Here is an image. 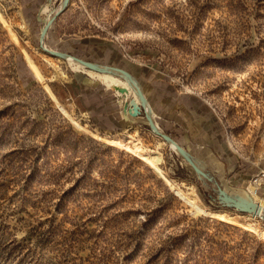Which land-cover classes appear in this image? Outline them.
I'll list each match as a JSON object with an SVG mask.
<instances>
[{
	"label": "rangeland",
	"instance_id": "374dc122",
	"mask_svg": "<svg viewBox=\"0 0 264 264\" xmlns=\"http://www.w3.org/2000/svg\"><path fill=\"white\" fill-rule=\"evenodd\" d=\"M39 8L0 0V264H264L257 232L205 215L108 143L134 136L156 147L159 165L199 205L243 213L208 201L214 187L150 130L141 106L124 115L128 131L109 128L104 112L120 93L38 46ZM44 44L101 56L143 85L156 79V95L171 101L162 109L148 102L159 128L204 158L208 172L246 189L264 150V0H69ZM26 57L82 126L55 105ZM208 114L206 146L194 123Z\"/></svg>",
	"mask_w": 264,
	"mask_h": 264
},
{
	"label": "water",
	"instance_id": "95a60500",
	"mask_svg": "<svg viewBox=\"0 0 264 264\" xmlns=\"http://www.w3.org/2000/svg\"><path fill=\"white\" fill-rule=\"evenodd\" d=\"M68 2L69 0H64L63 4L55 11L50 13V15L43 21L38 33V39H37L38 46L43 51L47 52L50 55L57 56L63 59L73 58L74 60L78 61L85 67L96 70L98 72H110L126 81L129 78L132 79L133 86L131 84L129 85L134 88V94L136 95L138 101L140 102L141 109L138 108L136 103L129 105L126 99V94L130 92L128 86L118 85V84L113 85V87L120 93V96L125 99L122 106L123 114L125 115L132 113L135 114L137 113L138 109L142 111L144 119L146 123L149 125L150 130L154 134L160 136L163 139V141L166 142L167 144H173L176 148H178L179 155L181 156V158L188 161L189 164L192 166L194 172L197 175L201 176L203 180L210 182L211 185L214 187L213 188L214 193L213 194L209 193L208 195H206L210 203H212V201H217L218 204L220 205L234 208L235 210H238L243 213H251V214L258 213L259 212L258 204L253 200L252 196L245 188L234 187L228 184L225 180H222L216 177L215 175L211 174L210 172H208V170L206 169L203 162H201V160L193 156L189 150H187L184 146L178 143L171 135H169L168 133L164 132L161 129H156L152 125L154 119L145 104V101L148 103V100L144 86L140 81V79L134 73L120 66L84 59L80 56L74 55L67 51L54 49L52 47L44 45V39L47 31L50 29L54 20L62 12V10L65 8ZM240 190H246L245 191L246 195L242 194Z\"/></svg>",
	"mask_w": 264,
	"mask_h": 264
},
{
	"label": "bare ground",
	"instance_id": "6f19581e",
	"mask_svg": "<svg viewBox=\"0 0 264 264\" xmlns=\"http://www.w3.org/2000/svg\"><path fill=\"white\" fill-rule=\"evenodd\" d=\"M51 1H53V0H49V2L47 0V2L41 8L43 11L47 12V15H50V13H52L57 8H59L64 2V0H60L57 3L56 6L52 7L51 3H50ZM14 39H15V37H14ZM44 45H46V44H44ZM26 60H27V62L29 64V66L31 67V69L34 71V73L37 76L38 80H40L44 84V86L47 88V90L49 91L50 96H51L52 100L54 101L55 105L57 107H59L63 111V113L66 116H68V118L73 123H75V124H77L79 126H82L62 106V104L60 103V101L57 98L56 94L52 91V89L47 84L46 80L44 79L42 73L38 70V68H37L36 64L34 63V61L31 58H29V57H26ZM67 61L69 62V64L72 66L73 69L82 70V71H84L86 74H88L90 76H95L104 85H106V87H111L114 84L128 86L129 87V91H130L129 94H131V96L134 98V103H136L138 108H140V106H141L140 102L138 101L136 95L134 94V88L132 87L133 86V80L132 79L129 78L126 81V80H123L122 78H120V77H118V76H116V75H114V74H112L110 72H98L96 70H93V69L85 67L84 65H82L78 61L74 60L73 58H67ZM129 84H131L132 86H130ZM115 92H117L116 89H115ZM145 104H146L150 114H153V111L151 110L150 105L146 101H145ZM152 125L156 129H160L159 126H158V123L155 120H153ZM130 128L131 127H130V124H129L126 127H124L123 130L124 131H128ZM128 135L130 136V134H128ZM92 136L95 137V138H102V135H99L97 133H92ZM132 137L133 138L130 137V138L124 139V140L120 139L118 137H108V138H106V140L108 141L109 144H111V145H113V146H115V147H117L119 149H122L124 151L132 153L137 158H139L141 161H143L147 165H149L152 168V170H154L157 173V175H159L170 187H172L173 190L178 192L179 195H181L182 197H184L188 201H190L191 204L194 207L197 208V210H200L202 213H204L205 215H207V216H209L211 218H214V219L226 222V223H230V224H233V225H236V226H241V227L246 228L247 230L257 232V234H259L261 236V238L264 239V227H258L256 225V223L252 220L253 218H255V216H253L251 213H239V212H236V211H233V210L217 209V208L209 207L208 205H199L197 203L198 195L195 194V193L190 195V193H187V192L183 191L177 185V183L173 180V178L171 176H169L166 173V171L159 165V163H160V161L162 159L160 151L155 149L156 147L155 148L144 147L141 144V142L138 140V138H134V136H132ZM169 145L174 150V152L179 154L178 148H176L173 144H169ZM187 165L189 167H192L188 162H187ZM261 206H263L262 203H261Z\"/></svg>",
	"mask_w": 264,
	"mask_h": 264
},
{
	"label": "crops",
	"instance_id": "0c3cea01",
	"mask_svg": "<svg viewBox=\"0 0 264 264\" xmlns=\"http://www.w3.org/2000/svg\"><path fill=\"white\" fill-rule=\"evenodd\" d=\"M19 1H21L22 2V5L23 6H39L40 8H41V6H42V4L40 3V5L38 4L37 5V0H19ZM40 8H39V10L37 11V13H36V21H38V22H40L41 24L43 23L42 22V18H43V16L42 15H40ZM44 12V11H43ZM42 12V13H43ZM40 28H41V25H40ZM39 28V29H40ZM39 33V32H38ZM76 45H79V44H83L84 43V39L83 38H77V40H76ZM54 49H57V48H54ZM58 50H62V49H58ZM63 51H67V52H69V53H71V51L69 50V49H64ZM73 54V53H72ZM75 55V54H74ZM100 58H101V56H100ZM100 58H95V59H92L91 58V60L93 61V60H95L96 62H98V61H101L102 62V58L100 59ZM131 72H133V71H131ZM134 73V72H133ZM140 74V73H139ZM138 76V75H137ZM141 76H142V74H141ZM73 78H74V80H75V82H79L78 81V77H76L75 75H73ZM145 80V79H144ZM65 82H63V86H64V88L67 90V93L65 94V98L66 99H72L73 100V97H72V95L70 94V92H69V88H68V82H66V80H64ZM146 81H148V82H150L151 84H149V85H146L147 83H146ZM144 83H146L145 85H143L144 86V89H145V92H146V96H147V98H148V102H149V104H157V105H162V106H160L159 108L160 109H162V108H167L166 106L167 105H170L169 103L171 102H169V100L167 99L168 98V96H167V98L166 97H164V96H162V95H156V93L154 92V88H156V86H157V84H156V82H157V80L156 79H147ZM149 86H150V88H151V93L154 95V97L155 98H153L154 99V102L152 103V99H151V97H150V89H148L149 88ZM106 87V86H105ZM124 98L123 97H121L119 94H114V102L112 103V106H109V107H107L108 108V110H106V112H104V122H105V119L107 120V125L109 126V128H112V129H119V128H122V126L124 127V126H127V125H122L121 124V122H123L124 121V115L125 114H123V112H122V106H123V103H124ZM121 103V104H118V103ZM96 104L97 105H99L98 104V102H96ZM151 106V105H150ZM151 109H153L152 108V106H151ZM103 118L101 119V117L99 116V119L100 120H102L103 121ZM128 120V119H127ZM101 121V122H102ZM156 121V120H155ZM195 124V126L197 127V129H198V132H200V131H203L204 132V138L202 139V140H200V142H204L205 143V145L206 146H208L209 144H213V137H212V135H210V128H212V125L211 124H213V118H211V116L208 114L207 116H202V119L201 118H199V124H198V122L196 123H194ZM159 125V124H158ZM215 125V124H214ZM213 125V126H214ZM189 150V149H188ZM201 150H203V155H204V157L205 158H207L208 160H210V161H212L213 162V164L216 166V167H220V168H222V164L220 163V162H216L215 161V159H214V156L212 155V153L211 152H209L208 151V147H202L201 148ZM190 151V150H189ZM191 152V151H190ZM194 153V152H193ZM193 155V154H192ZM195 156V155H194ZM196 158H198L199 160H201V162H203V164L205 165V161H204V158H202V157H199V156H195ZM227 163L228 164H230V159L229 158H227ZM206 166V165H205ZM227 183H231L230 182V179H228L227 178V180H225ZM230 185H234L233 183H231Z\"/></svg>",
	"mask_w": 264,
	"mask_h": 264
},
{
	"label": "built area",
	"instance_id": "2783aa9c",
	"mask_svg": "<svg viewBox=\"0 0 264 264\" xmlns=\"http://www.w3.org/2000/svg\"><path fill=\"white\" fill-rule=\"evenodd\" d=\"M262 142L264 145V132ZM246 189L259 206V212L252 215L255 216L256 219L264 220V150L259 165L248 180ZM261 203L263 206H261Z\"/></svg>",
	"mask_w": 264,
	"mask_h": 264
}]
</instances>
